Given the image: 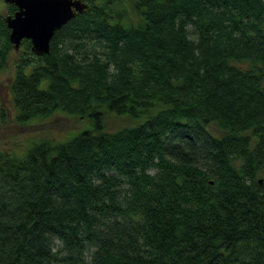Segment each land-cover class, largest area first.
Wrapping results in <instances>:
<instances>
[{
	"label": "trees",
	"instance_id": "obj_1",
	"mask_svg": "<svg viewBox=\"0 0 264 264\" xmlns=\"http://www.w3.org/2000/svg\"><path fill=\"white\" fill-rule=\"evenodd\" d=\"M84 2L12 61L16 123L87 127L0 150V264H264V0Z\"/></svg>",
	"mask_w": 264,
	"mask_h": 264
},
{
	"label": "rangeland",
	"instance_id": "obj_2",
	"mask_svg": "<svg viewBox=\"0 0 264 264\" xmlns=\"http://www.w3.org/2000/svg\"><path fill=\"white\" fill-rule=\"evenodd\" d=\"M129 6L130 0H122ZM7 4L0 0V13L5 15ZM11 51L9 65L7 69L0 71V106L7 110L8 120L0 127V150L17 151L21 155V150L30 143L32 139L37 140L46 135L55 139H63L75 134L77 131L86 128L87 123L76 117H68L61 113H56L47 118L19 124L14 121L8 109L12 108L9 84L13 75L12 61L21 50ZM44 85V82L42 83ZM106 129L115 130L124 125L132 124L128 118L118 117L111 113L107 114L104 120ZM258 178L264 179V171L258 174Z\"/></svg>",
	"mask_w": 264,
	"mask_h": 264
},
{
	"label": "water",
	"instance_id": "obj_3",
	"mask_svg": "<svg viewBox=\"0 0 264 264\" xmlns=\"http://www.w3.org/2000/svg\"><path fill=\"white\" fill-rule=\"evenodd\" d=\"M3 2L15 7L12 14L4 16L13 49L18 50L21 41L27 39L30 42V51L38 56L49 52L54 32L88 6L83 0H3Z\"/></svg>",
	"mask_w": 264,
	"mask_h": 264
},
{
	"label": "flooded vegetation",
	"instance_id": "obj_4",
	"mask_svg": "<svg viewBox=\"0 0 264 264\" xmlns=\"http://www.w3.org/2000/svg\"><path fill=\"white\" fill-rule=\"evenodd\" d=\"M84 1V0H83Z\"/></svg>",
	"mask_w": 264,
	"mask_h": 264
}]
</instances>
